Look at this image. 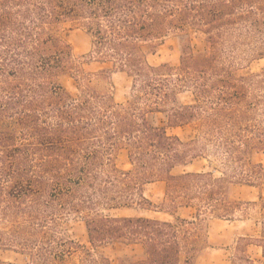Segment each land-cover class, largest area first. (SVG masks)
Listing matches in <instances>:
<instances>
[{"label":"trees","instance_id":"trees-1","mask_svg":"<svg viewBox=\"0 0 264 264\" xmlns=\"http://www.w3.org/2000/svg\"><path fill=\"white\" fill-rule=\"evenodd\" d=\"M66 27L89 37L82 59L130 79L123 103L99 85L111 70L84 71ZM169 36L178 64H151ZM261 59L264 0H0V252L27 264H69L73 255L78 264H204L210 222L253 218L258 204L234 187L264 182V71L249 70ZM151 112L165 124H151ZM176 127L190 131H166ZM120 151L128 168L117 164ZM200 159L205 168L187 169ZM157 181L164 194L153 205L142 188ZM119 209L134 213H111ZM75 215L89 247L61 231ZM258 229L238 237L229 264H264V214ZM115 244L142 251L104 253Z\"/></svg>","mask_w":264,"mask_h":264},{"label":"rangeland","instance_id":"rangeland-1","mask_svg":"<svg viewBox=\"0 0 264 264\" xmlns=\"http://www.w3.org/2000/svg\"><path fill=\"white\" fill-rule=\"evenodd\" d=\"M63 38L70 43L72 47V51L74 56L77 59L81 60V67L86 72L96 73L103 70H111L109 73V77L107 79H99V85L102 87L108 88L113 96V99L116 103H123L130 89V79L121 72L112 71L111 64L109 62H99V61H88L87 59H82L81 57L88 53L90 49V41L87 34L80 28L77 27H66L62 31ZM191 48L193 53L199 54L204 50L203 42L193 36L191 38ZM179 45L178 40L175 37L169 36L165 39L164 43L160 47L159 51L149 56L148 60L151 64H159L161 62H168L172 65L178 64L179 61ZM250 71H264V59L258 60L254 62L250 68ZM106 74V73H105ZM61 83L67 88V90L75 95L77 93V89L73 82V79L69 75H63L60 77ZM149 122L154 125H164V116L161 113H150L148 115ZM166 131L170 134H178L180 136H185L189 131V127H182L176 129H166ZM260 159L264 162V153L261 154ZM117 164L122 168H128V159L125 151H120L117 156ZM206 167V161L204 159L195 160L192 163L190 169L192 170H200ZM178 171V170H175ZM234 190L243 200H252L257 201V205L252 207L253 209L249 210L251 213V217L253 219L242 223L229 224L227 222H217L213 224V231L215 234H220L223 237L229 239L232 236V233L236 234L241 232L242 229L249 228L248 233H257L258 229V217L260 214H264V210L260 209V202L258 200L259 195L264 199V182L260 181L256 186H248V185H236ZM143 194L151 201L153 205H159V202L162 198V191L158 184H146L143 187ZM245 207V206H244ZM247 207V206H246ZM111 213L122 214V215H131L134 213L133 210L130 209H119L113 211ZM147 216L150 217H159L164 219H169L168 215L156 213L153 211H148L146 213ZM171 219V218H170ZM61 231L74 239L75 241L89 247L88 237L86 233V228L84 225L83 218L81 216H68L63 217L60 222ZM251 231V232H250ZM142 251L140 246H123L120 244L112 245L110 248L105 249L104 253L107 255L116 254V255H130L140 253ZM249 253L252 257L258 258L260 255V248L256 246H251L249 249ZM230 257V252L222 249H218L214 251L210 255V259L219 263V258L221 257ZM0 258H7L13 261H16L20 264H27L25 258L14 252H0ZM225 259V258H224ZM69 264H78V259L75 255L71 256L69 259Z\"/></svg>","mask_w":264,"mask_h":264},{"label":"crops","instance_id":"crops-1","mask_svg":"<svg viewBox=\"0 0 264 264\" xmlns=\"http://www.w3.org/2000/svg\"><path fill=\"white\" fill-rule=\"evenodd\" d=\"M151 113H156V112H151ZM157 113H160V112H157ZM150 114V113H149ZM148 114V115H149ZM162 114V113H161ZM149 120V119H148ZM152 124V123H151ZM165 124V123H164ZM154 125V124H153ZM157 126H162V125H157ZM176 128H182V127H176ZM176 128H170V129H176ZM168 129V128H167ZM173 134H175V133H173ZM178 135V134H177ZM192 166V164H190L188 167H187V169H189V170H191L190 169V167ZM176 170H179V169H176ZM175 172H178V171H175ZM147 184H158L159 185V187L161 188V191H162V197H163V194H164V183L163 182H159V181H157V182H153V183H147ZM146 185V184H145ZM144 187V186H143ZM235 192V194L240 198V199H242L238 194H237V192L236 191H234ZM142 194H143V188H142ZM144 195V194H143ZM145 196V195H144ZM146 197V196H145ZM259 197H262L261 195H259ZM258 197V198H259ZM147 198V197H146ZM161 200H162V198H161ZM161 200H160V202H161ZM243 200V199H242ZM243 201H252V200H243ZM159 202V203H160ZM150 211H152V210H150ZM148 212V211H147ZM146 212V213H147ZM153 212H156V213H161V214H165V215H168V214H166V213H163V212H160V211H153ZM146 213H145V215H146ZM147 216V215H146ZM169 216V215H168ZM148 217H150V216H148ZM154 218H159V217H154ZM170 216H169V219H165V220H170ZM160 219H164V218H160ZM251 219H253V218H250V219H231V220H228V219H214V220H212L211 222H210V224H209V228H208V236H209V244H210V247L201 255V262L202 263H204V264H229L230 263V260H231V258H232V253H233V246H234V243H235V241L238 239V237H240V236H245V235H249V236H252V237H254V236H256L257 234H258V232L257 233H248V231L250 230L249 228H245V229H242V231L241 232H239V233H235V232H233L232 233V236L233 237H230L229 239H227V238H225V237H223L222 235H220V234H215V232L213 231V224H215V223H217V222H227V223H229V224H235V223H242V224H244V222H247V221H249V220H251ZM258 223V222H257ZM251 232V231H250ZM251 246H253V245H251ZM251 246H249V249H250V247ZM257 247V246H256ZM218 249H222V250H225V251H229L230 252V257H226V256H224V257H221V258H219V263L217 262H215V261H213L212 259H210V255L214 252V251H216V250H218ZM251 255V254H250ZM260 256H261V252H260V255H259V257L258 258H260ZM225 258V259H224ZM251 258H253V259H258V258H254V257H252L251 256Z\"/></svg>","mask_w":264,"mask_h":264}]
</instances>
